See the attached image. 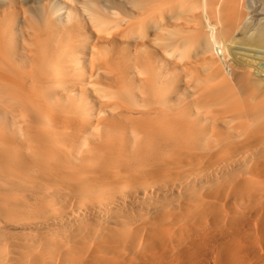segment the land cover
Listing matches in <instances>:
<instances>
[{"label":"bare ground","instance_id":"bare-ground-1","mask_svg":"<svg viewBox=\"0 0 264 264\" xmlns=\"http://www.w3.org/2000/svg\"><path fill=\"white\" fill-rule=\"evenodd\" d=\"M51 1L0 0V264H264V0Z\"/></svg>","mask_w":264,"mask_h":264},{"label":"rangeland","instance_id":"rangeland-1","mask_svg":"<svg viewBox=\"0 0 264 264\" xmlns=\"http://www.w3.org/2000/svg\"><path fill=\"white\" fill-rule=\"evenodd\" d=\"M55 4L60 5L63 10L61 11L64 15H69L71 18H67L63 25L66 26L68 24L76 23L79 25H85L86 29L91 28V22L89 16L84 11L85 7L88 6L91 1L90 0H52ZM93 11L97 13V8H94ZM259 12H263V10H259ZM90 47L94 44V36L90 37ZM88 66V64H87Z\"/></svg>","mask_w":264,"mask_h":264}]
</instances>
